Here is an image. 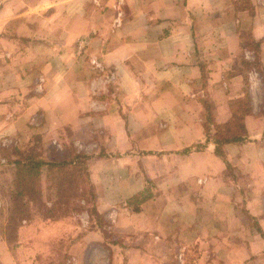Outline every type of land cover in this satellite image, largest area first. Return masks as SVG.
I'll return each instance as SVG.
<instances>
[{"label": "crops", "instance_id": "0c3cea01", "mask_svg": "<svg viewBox=\"0 0 264 264\" xmlns=\"http://www.w3.org/2000/svg\"><path fill=\"white\" fill-rule=\"evenodd\" d=\"M255 52L264 64V0H0V163L33 136L94 154L99 214L118 206L116 229L153 235L111 244L112 264H169L176 248L194 264H264V82L238 68ZM235 101L246 140L221 158L214 125ZM147 181L160 195L135 212ZM36 243L20 246L30 262ZM0 264H17L1 238Z\"/></svg>", "mask_w": 264, "mask_h": 264}, {"label": "rangeland", "instance_id": "374dc122", "mask_svg": "<svg viewBox=\"0 0 264 264\" xmlns=\"http://www.w3.org/2000/svg\"><path fill=\"white\" fill-rule=\"evenodd\" d=\"M82 38L87 39L89 45L90 37L81 36L77 39L76 46L78 40ZM255 55L257 56L256 52ZM254 59L249 62L255 64ZM259 64L260 69H256V71L259 72V77L264 82V64L260 58ZM238 68L243 70L247 66L239 63ZM31 139L26 144L23 154L20 155L21 158L33 155L45 162H66L72 159L75 154L82 153L90 156L88 161L89 177L74 176L70 170L56 174L44 168L41 172L42 176L39 179L30 178L26 183L25 194L18 197L15 169L8 164L15 160L7 159L0 163V238L9 246L17 264H112L111 244L130 246L146 244L147 241L153 239L151 234L127 232L126 229H123L124 227L121 228L123 230L116 229L117 216L114 211L119 209L118 206L110 208L109 214L106 213L105 216L99 214L97 196L94 193L89 171L91 160L94 162L96 158L94 154L76 152L75 149L69 152V149L66 148L65 150L68 152L57 156L55 151L44 147L39 136H33ZM63 143L65 144V141ZM116 155L118 154H112V157ZM51 179L60 188L47 191ZM87 181L90 185L87 184ZM29 186L31 191L28 190ZM146 186L153 196L160 195L159 192L156 193L157 190L152 189L151 185ZM55 198L59 200V209L61 207L68 209L63 213L65 215L62 213L51 215L50 209L53 208ZM52 221L58 223V233L52 237L45 235L38 239L37 235L41 233L46 224ZM35 243L43 245L44 248L39 249L38 255L36 253L35 258H32V262H30L20 246ZM107 244H110V247ZM179 249L182 256L178 257V248L172 249L174 257L172 256L171 260L173 261H170L169 264H194L196 258L194 249ZM92 256L94 261H91Z\"/></svg>", "mask_w": 264, "mask_h": 264}, {"label": "trees", "instance_id": "16d2710c", "mask_svg": "<svg viewBox=\"0 0 264 264\" xmlns=\"http://www.w3.org/2000/svg\"><path fill=\"white\" fill-rule=\"evenodd\" d=\"M255 64L244 61V66H247L248 71L251 69L258 70L260 69L259 58L258 56L254 59ZM201 73H202V82L205 83L206 79L204 76V65H200ZM258 72V71H257ZM259 73V72H258ZM247 97V96H246ZM206 103V102H205ZM206 105V104H205ZM207 109L206 121L208 124H212L211 114L209 112V105L205 106ZM248 103L245 104V101L242 102H234L232 106L233 114L230 120L224 125H214L215 128V136H213V140L216 144L215 147V155L223 158L224 154L221 150V146L227 143H241L246 140V132L243 125V117L249 112ZM213 125V124H212ZM206 130V134H209V130ZM199 148L193 147L185 150L186 153L192 150H198ZM90 160V156H87L82 153H77L73 156L72 159L66 162H45L33 155L26 156L19 160H15L9 162L8 164L14 167L16 181L18 186V192L16 193L18 197H22L25 194L26 186L29 182L30 178L39 179L42 176V169H46L47 171H51L57 174V172H67L70 170L74 176L85 175L88 176V161ZM86 177V179H87ZM53 179V178H52ZM52 179L49 181L50 185L47 187V191H53V188H60V186H56V182H52ZM57 180V178H55ZM88 185L89 181H87ZM147 185H150V182L147 181ZM91 187V186H90ZM28 190L31 191V187H28ZM83 195V193H82ZM81 195V196H82ZM152 192H150L148 186L138 194L127 200V205L131 206L133 211L138 212L140 210V206L143 202L147 201L152 197ZM68 210V209H67ZM66 208L61 207L59 209V200L54 199L53 208L50 209L51 215L55 216L57 213H62L65 215Z\"/></svg>", "mask_w": 264, "mask_h": 264}, {"label": "built area", "instance_id": "2783aa9c", "mask_svg": "<svg viewBox=\"0 0 264 264\" xmlns=\"http://www.w3.org/2000/svg\"><path fill=\"white\" fill-rule=\"evenodd\" d=\"M117 25L119 24L118 22H115ZM88 46V40L85 38H82L78 40L77 46H76V51L79 55H82V53L86 50ZM181 257V256H180ZM179 257V258H180Z\"/></svg>", "mask_w": 264, "mask_h": 264}]
</instances>
